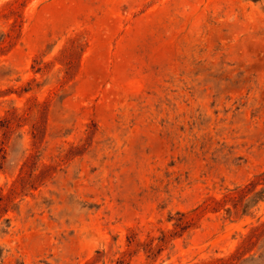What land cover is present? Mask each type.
<instances>
[{
	"label": "rangeland",
	"instance_id": "obj_1",
	"mask_svg": "<svg viewBox=\"0 0 264 264\" xmlns=\"http://www.w3.org/2000/svg\"><path fill=\"white\" fill-rule=\"evenodd\" d=\"M12 184L0 264H264V0H0Z\"/></svg>",
	"mask_w": 264,
	"mask_h": 264
},
{
	"label": "trees",
	"instance_id": "obj_2",
	"mask_svg": "<svg viewBox=\"0 0 264 264\" xmlns=\"http://www.w3.org/2000/svg\"><path fill=\"white\" fill-rule=\"evenodd\" d=\"M244 189H246V187L243 188V189H241V190L239 188L235 189L237 191V193L239 194V197H240L241 201L250 193L249 190L247 191V189L246 190H244ZM3 192H4V189L3 188H0V209L2 208L1 203L3 202L4 199H6L8 202H12L13 197L15 195H17V187H16L15 184H12L8 188L6 194H4ZM236 197L237 196H235V195L232 196V197H230V200L235 201V203H234V209H237L238 205L240 204V201L238 202L237 200H235ZM247 205H248V203H246L244 205V207H243V211L244 212L247 211ZM260 226H264V223H262ZM227 260H230L227 264H232V261H233L232 258L231 259H227Z\"/></svg>",
	"mask_w": 264,
	"mask_h": 264
}]
</instances>
